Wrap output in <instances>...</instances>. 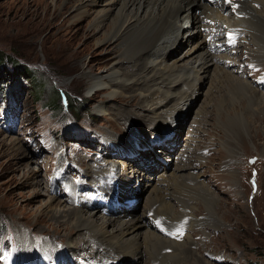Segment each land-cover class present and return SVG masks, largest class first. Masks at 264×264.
Listing matches in <instances>:
<instances>
[{
    "label": "rangeland",
    "instance_id": "1",
    "mask_svg": "<svg viewBox=\"0 0 264 264\" xmlns=\"http://www.w3.org/2000/svg\"><path fill=\"white\" fill-rule=\"evenodd\" d=\"M52 2L54 0H0V53L31 66L36 78L43 80L46 86L36 97L38 91L33 89L36 83L31 76L22 73L21 85L13 86L5 95L3 81L14 73L8 63L10 75L0 78V229L10 228L18 249L23 244L35 259L44 257L48 264L53 257L54 264H62L63 261L65 264H74L69 260H77L82 264L79 256H84L85 262L109 264L103 258L108 249L95 237L80 240L82 244L94 245L89 256L81 253L76 255L79 251H88V247L72 246L67 242V237L76 233V219L73 216L64 219L61 212L78 208L79 202L76 205L69 199L90 191L94 186V182L90 184V179H86L85 183H81L82 189L87 184L89 190L78 191L74 182L82 180L84 176L73 177L86 173V168L89 175L99 171L102 161L96 159L101 155L109 159L111 152L117 150L121 154L122 148L117 137L126 136V131L129 132L135 124L149 132L163 130L167 124L162 123L169 119L172 121L164 115H158L153 121L150 103L145 102V94L139 92V88L148 85V81H140L144 85L140 86L139 83L136 86L129 79V87L126 86L114 97L109 96L111 91L108 88L89 90L90 78L106 76L117 60L119 63L122 61L119 53L125 45L119 47L115 43H94L98 34L91 31L90 17L75 20L71 10L65 8L62 13H58ZM57 4L58 9H62L68 1L57 0ZM58 32L60 34L57 35ZM259 36L264 39V35ZM89 44L92 48L85 49ZM242 45L238 47L240 52ZM187 48V45H182L171 53L170 59L180 58ZM82 62L85 63L83 67L79 66ZM259 65L256 73L264 67V62ZM228 68L229 73L264 95V85L244 76L246 72H237L236 66ZM165 78L168 79L167 73L156 76V82ZM221 82L212 85L208 104H205L206 108L201 114L198 113L204 123L195 133L193 129L197 125L191 126V120L195 119L204 104L201 92L210 87L209 83L205 82L201 92L197 90L191 97V104L198 99L191 112L185 109L181 114L179 110L183 107L174 111L180 113L177 117L181 118L178 120L186 118V123L181 122L177 153L168 156L166 161L171 164L173 161L178 162L181 156L183 160L186 159L185 148L191 135L181 136V133L187 131L190 125L189 132L193 134L194 141L190 145L192 152L190 150L187 155L194 168L192 173L197 174L201 184H205L214 202L213 215L207 217L209 225L194 222L188 233L190 239H172L163 235L172 241L184 240L186 249L190 250L184 258L175 257L173 261L171 256L168 257L164 260L167 264L169 261L172 264H264V96L256 94L254 101L248 100V93L233 90L226 81ZM165 85L160 83V89H164ZM52 86L67 92L73 105L76 101L79 107L73 109L71 105L61 113L47 107L45 103L52 102ZM186 91L193 93L191 89ZM180 93L181 90L177 92ZM161 96L162 93L155 98L160 99ZM102 103L106 106L105 110L104 107L100 108L101 111L96 110L97 105ZM171 103L172 108L176 102ZM236 108H242L243 116L233 121L231 118L236 119V116L232 110ZM186 111L187 116H184ZM228 116L231 123L221 130L215 123ZM65 123L72 127L71 135L62 132ZM11 140L19 141L21 146L13 145ZM199 157H202L201 160ZM253 157L254 160L250 162ZM93 164L98 165L95 171L92 169ZM31 172L36 175L32 173L30 176ZM150 173L146 175L151 176ZM181 173H178L181 179L177 177L176 182L183 180ZM106 178L109 181L110 176L105 175ZM64 187L67 193L62 189ZM140 189L146 194V186H140ZM47 194L54 197L50 208ZM192 202L198 219L207 216L209 208L203 200L195 199ZM174 203L177 204V201L174 200ZM131 209L123 211L135 215L143 212L144 198L138 196L137 204ZM151 211L154 213L155 208ZM94 212L100 214L96 209ZM60 213L61 216H55ZM0 234L4 236L6 231H0ZM46 243L50 245L48 252L44 248ZM8 245L7 239L0 249V258L8 256L13 262L15 252ZM68 247L70 249L66 251ZM172 251L162 249L168 255H172ZM155 260L158 262L154 264H163L161 259Z\"/></svg>",
    "mask_w": 264,
    "mask_h": 264
},
{
    "label": "bare ground",
    "instance_id": "2",
    "mask_svg": "<svg viewBox=\"0 0 264 264\" xmlns=\"http://www.w3.org/2000/svg\"><path fill=\"white\" fill-rule=\"evenodd\" d=\"M67 1L66 7L58 9L57 0H54L52 2L53 7L57 11L59 10L58 13H62L65 8L66 10H71L72 17L75 20L85 19L87 16V18L90 17L91 31L93 34H98V37L93 40L94 43H115L119 47L125 45L119 53L122 61L119 63L117 60L109 68V73H106V76L99 75L96 78H90L88 89L108 88L111 91L109 96L114 97L120 94L126 86L129 87V79H132V84L136 86L139 83L140 86H143L144 84L142 83L148 81V85L144 86V88H139V92L144 93L145 96H142L143 100L150 103V105L146 104L150 107L149 111L152 113L153 121L158 115H164L163 117L167 116L169 118L173 116L177 119V126L173 127L175 133L174 146H158L157 149L148 147L147 150L142 151L141 148L149 145V141L153 140L149 134L155 131L161 132L162 130L154 129L146 132L135 126L137 124L130 128L129 132H132H128V134L131 136L117 137L122 148L121 153L123 154H120L121 157L119 159L113 161L109 169L113 176H120L121 179H125L123 181V189L110 185L96 184L90 189V191L93 190L95 193L80 201L78 208L73 207L61 212L65 216L64 219L66 217L70 219L71 216L76 219L74 222L76 224V233L71 237L68 236L67 242L74 246V244H78L80 240L89 236L95 237L97 242H100L102 246L105 245L108 249L106 250L108 262L119 259L123 264H143L145 262L147 264L151 260L161 259V262L167 264L164 260H167L170 256L173 261L175 257L181 256V258H184V255L190 252V250L186 249L184 240L181 242L172 241L158 234L151 228V219L146 211H151V209L155 208L156 213H165L174 219L181 213L182 215L189 214L190 221L188 224L192 227V225H195L194 222L197 221L199 224L207 223V217L213 215L214 200L210 199V192L206 189L205 184H201L197 180V174L192 173L194 168L191 166L192 162L187 153L192 149L190 145L194 141L193 135H191L189 143L186 144L185 160L181 156L178 162L176 161L175 163L173 161L170 164L163 162L159 156H162L163 153L167 156L177 153V137L180 133V123L182 122L183 124L186 119L178 120L181 117L177 116L180 113L182 114L185 109L191 112L194 102L196 104L198 99L192 104L189 101L198 92L197 90L201 92L205 82L209 83L210 87L201 92L204 97V104L197 112L195 119L191 120V126L193 124L197 125L196 129H193V133L199 129L201 123H204L200 114L206 108L205 104H208V96L212 85L215 84L214 82L226 81L229 88L239 90L245 94L248 93V100L254 101V95H260L249 83L247 84L246 81L240 80L237 78L238 76L236 77L228 72L230 65L229 51L220 43H217V40L223 34L222 31H218L223 21H226L227 24H240L242 29H232V32H242L244 40H248L246 41L247 43L244 42L242 45L246 49L247 54L254 60L264 61V39L259 36L260 34L264 35V0H234V8L244 11L247 15L246 17L224 14L222 9L220 10L216 7L217 1L215 0ZM221 7L223 6L221 5ZM85 11L87 12L86 14ZM226 28L228 27H224L223 32ZM250 43L253 45L248 46ZM182 45H187V50L184 53L182 52L183 54L180 58L170 59L171 53ZM88 48H92L90 44L85 46V49ZM216 48L218 52L215 51ZM84 64L82 62L79 66L83 67ZM163 73H167L168 79H160L161 82L157 83L156 76H160ZM160 83H166L164 89H160ZM187 89H191L193 93L186 91ZM180 90L181 93L177 94ZM161 93L163 94L162 98L156 99L155 96ZM171 102H176L172 107L173 109L170 107ZM185 105L188 108H185ZM97 106L96 110L98 111H101L100 108L102 107L105 110L106 107L103 103ZM239 106L242 105L239 104ZM176 108H181L179 114L174 112ZM241 109L232 110V114L236 116V119L231 118L233 121L243 116ZM187 113L186 111L184 116H187ZM198 113L200 114L198 115ZM229 116L227 119H218L215 123L216 126L221 127L222 130L228 123H231ZM190 125L187 126V132H189ZM134 127L136 129H132ZM164 127L167 128L166 126ZM189 133L191 134V132ZM11 143L20 145V142L16 140H11ZM159 148H161V152H159ZM164 150L165 152H162ZM201 158L199 157L200 160ZM146 159H152V163H145ZM85 172H87L86 174L84 173L87 175L85 178L87 181L90 179V184H92L95 174L89 175L87 168ZM179 172H182L180 175L184 177L183 180L176 182ZM32 173L30 176H32ZM147 173H150L151 176H147ZM33 174V176L36 175L35 173ZM148 182H150L149 185ZM140 186H146V194L143 193ZM85 189L89 190L88 188ZM129 193L130 195H128ZM47 196L50 208L54 197L50 194H47ZM126 196H142L144 198L143 212L135 215L128 211H123L125 209L123 208L118 209L116 213L110 214V210L114 209V204L110 197L119 199ZM195 199H201L207 204L209 208L207 216L199 219L195 216V205L192 202ZM174 200L177 201V204L174 203ZM95 209L100 214L94 212ZM61 213L55 214V216H61ZM190 238L191 236L188 239ZM168 245L173 247L172 255L162 252V249ZM47 251H49L48 247ZM120 256L121 258H119ZM38 260L41 261V264H48L44 257H40ZM169 263L171 262L169 261ZM19 264H30V255L23 254V261H20ZM85 264H90V262H85ZM92 264L96 263L93 262Z\"/></svg>",
    "mask_w": 264,
    "mask_h": 264
},
{
    "label": "trees",
    "instance_id": "3",
    "mask_svg": "<svg viewBox=\"0 0 264 264\" xmlns=\"http://www.w3.org/2000/svg\"><path fill=\"white\" fill-rule=\"evenodd\" d=\"M7 63L9 64L12 72L14 73L9 79L7 78L5 79V81H3L4 84L2 86L4 87V89L7 90V85H9V89L13 88V86L21 85L22 83L21 76H22V73H24V74H27V76H31L34 82L36 83L33 86L34 87L33 89H35L36 92L38 91V94L36 93V97L40 95L43 89L45 90L46 88L45 82L43 80L41 81L39 78H36L33 68L31 66L25 63H21L14 58L7 57L6 55H2L1 53H0V78L1 77L4 78V76H9L11 73V70H9V68L6 65ZM50 92H52V96H51L52 102H50V104L45 103V105L47 107H50L54 112L61 113L64 108L66 107L68 108V106H71V105L73 109H76L77 107H79L76 101L74 102V105H73V103L70 101L69 94L65 92L64 90H61L59 87L52 86V88L50 89ZM62 94H64L66 98V103L63 102ZM68 131H69L68 127H65L63 130V133L68 135L67 133Z\"/></svg>",
    "mask_w": 264,
    "mask_h": 264
},
{
    "label": "snow or ice",
    "instance_id": "4",
    "mask_svg": "<svg viewBox=\"0 0 264 264\" xmlns=\"http://www.w3.org/2000/svg\"><path fill=\"white\" fill-rule=\"evenodd\" d=\"M157 223H159V222H157ZM171 234V233H170Z\"/></svg>",
    "mask_w": 264,
    "mask_h": 264
}]
</instances>
